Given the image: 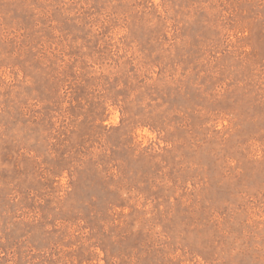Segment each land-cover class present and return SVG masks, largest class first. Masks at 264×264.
<instances>
[{
    "label": "rangeland",
    "instance_id": "rangeland-1",
    "mask_svg": "<svg viewBox=\"0 0 264 264\" xmlns=\"http://www.w3.org/2000/svg\"><path fill=\"white\" fill-rule=\"evenodd\" d=\"M0 264H264V0H0Z\"/></svg>",
    "mask_w": 264,
    "mask_h": 264
}]
</instances>
